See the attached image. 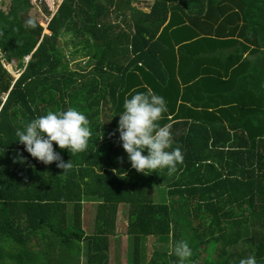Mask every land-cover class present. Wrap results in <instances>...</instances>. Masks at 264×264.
Instances as JSON below:
<instances>
[{
    "label": "trees",
    "instance_id": "1",
    "mask_svg": "<svg viewBox=\"0 0 264 264\" xmlns=\"http://www.w3.org/2000/svg\"><path fill=\"white\" fill-rule=\"evenodd\" d=\"M56 1L54 12L43 6L46 27L31 0L0 8V264H111L120 205L128 264H179L170 253L180 241L186 264H239L240 247L264 264V0H152L147 11L136 0ZM13 60L17 79L4 64ZM144 85L167 102L160 124L184 155L173 175L138 173L119 132L109 138L125 97ZM70 107L92 134L76 155L53 144L73 163L63 174L15 133ZM85 198L95 201L89 233Z\"/></svg>",
    "mask_w": 264,
    "mask_h": 264
},
{
    "label": "clouds",
    "instance_id": "2",
    "mask_svg": "<svg viewBox=\"0 0 264 264\" xmlns=\"http://www.w3.org/2000/svg\"><path fill=\"white\" fill-rule=\"evenodd\" d=\"M25 27L35 29L36 20L27 19ZM143 87L146 91L133 90L125 97L118 127L109 134V138L119 132V141L131 167L138 173L147 176L157 170L167 169L168 175H173L178 171V166L183 164L184 155L180 147L173 148L170 125L160 124L168 111L167 102L147 85ZM89 125L90 121L83 113L70 107L67 110L48 111L46 115L27 123L22 130L18 129L15 135L32 158L44 165L55 163L66 174L73 168V163L71 160L65 162L54 150L53 144L72 155L86 151L92 134ZM145 150L146 156L143 155ZM17 161L27 163L20 153L14 160ZM118 161L122 163L123 158H118ZM113 172L116 170L113 169ZM170 254L178 258L179 264H186L192 251L186 242L180 241L174 242ZM239 264H257V261L255 256H248L241 259Z\"/></svg>",
    "mask_w": 264,
    "mask_h": 264
},
{
    "label": "rangeland",
    "instance_id": "3",
    "mask_svg": "<svg viewBox=\"0 0 264 264\" xmlns=\"http://www.w3.org/2000/svg\"><path fill=\"white\" fill-rule=\"evenodd\" d=\"M10 0H0V8L5 10L9 4ZM31 3L33 4V7L30 11L31 17L36 18L43 27H46L47 17L43 13V6H47L50 11L54 12L57 8V1L56 0H31ZM152 3V0H136V3L134 2V6L137 8H140L141 10L147 11L148 6ZM46 32V31H44ZM59 44L62 47H65L64 52L65 54H69L72 50L71 44L67 45V39L64 37H61L59 39ZM28 57H26L27 59ZM5 67L7 70L17 79L19 77V73L16 69V61L13 60L12 63L7 64L4 61ZM75 64L71 65L72 68L76 67ZM160 197V194L158 192L155 193L154 199L155 202L161 203V201L158 199ZM94 200H90L88 198L84 199V210L82 215V225L85 229L86 233H89L93 228V222L95 217V204ZM71 207L70 204H67V207ZM71 213V212H70ZM116 231L117 235L115 237H111L110 242V263L111 264H128V256L131 249V244L128 241L127 236H125V224L127 219V207L120 205L118 208V214L116 218ZM48 233V232H46ZM48 235V234H47ZM148 240V239H147ZM151 238L146 243L147 246V255L148 258L153 251L151 246ZM43 247H41L42 249ZM55 254L58 255V252L52 254L54 256ZM203 256V254H202ZM61 262V261H60Z\"/></svg>",
    "mask_w": 264,
    "mask_h": 264
},
{
    "label": "crops",
    "instance_id": "4",
    "mask_svg": "<svg viewBox=\"0 0 264 264\" xmlns=\"http://www.w3.org/2000/svg\"><path fill=\"white\" fill-rule=\"evenodd\" d=\"M60 3V1H57V4H59ZM58 6V5H57ZM225 157H226V155H225ZM224 157V158H225ZM216 166H218L217 164H216ZM84 204V203H83ZM236 205V204H235ZM243 208H246V206L244 205L243 206ZM256 208V207H255ZM240 211V210H239ZM247 215V212L245 211L244 212V214H243V216H246ZM238 251H242V250H244L246 253H245V255H247V257L248 256H253V251L250 249V250H248V249H244V247H240V248H236Z\"/></svg>",
    "mask_w": 264,
    "mask_h": 264
},
{
    "label": "water",
    "instance_id": "5",
    "mask_svg": "<svg viewBox=\"0 0 264 264\" xmlns=\"http://www.w3.org/2000/svg\"><path fill=\"white\" fill-rule=\"evenodd\" d=\"M29 58V57H28ZM28 58L26 60H28Z\"/></svg>",
    "mask_w": 264,
    "mask_h": 264
}]
</instances>
